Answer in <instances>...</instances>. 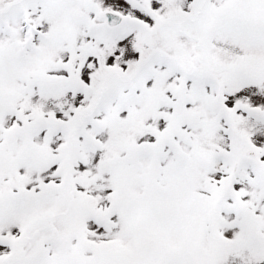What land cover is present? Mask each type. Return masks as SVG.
<instances>
[{"label":"snow or ice","instance_id":"6c2138e0","mask_svg":"<svg viewBox=\"0 0 264 264\" xmlns=\"http://www.w3.org/2000/svg\"><path fill=\"white\" fill-rule=\"evenodd\" d=\"M0 264H264V0H0Z\"/></svg>","mask_w":264,"mask_h":264}]
</instances>
